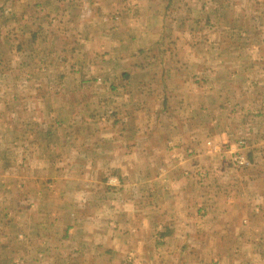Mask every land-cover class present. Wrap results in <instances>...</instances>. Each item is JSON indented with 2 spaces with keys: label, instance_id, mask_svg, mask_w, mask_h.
Listing matches in <instances>:
<instances>
[{
  "label": "crops",
  "instance_id": "1",
  "mask_svg": "<svg viewBox=\"0 0 264 264\" xmlns=\"http://www.w3.org/2000/svg\"><path fill=\"white\" fill-rule=\"evenodd\" d=\"M166 3L63 0L62 22L86 27L77 40L93 45L95 56L100 48L126 80L95 84L120 98L113 99L114 109L100 112V127L76 133L78 164L50 155L55 131L49 127L41 136L47 140L31 131L17 148L25 162L13 179L8 169L0 179V249L16 251L8 261L54 264L57 250L62 264H264V129L250 136L248 167H232L225 153L214 157L194 148L196 135L182 123L192 115L179 107L192 106L195 96L175 92L187 85L184 79L171 84L167 67L150 60L157 56L152 47L160 43ZM72 134L63 131L57 149L64 150ZM78 169L81 174L69 175ZM52 202L58 204L47 211L40 207ZM61 218L68 220L56 240Z\"/></svg>",
  "mask_w": 264,
  "mask_h": 264
},
{
  "label": "rangeland",
  "instance_id": "2",
  "mask_svg": "<svg viewBox=\"0 0 264 264\" xmlns=\"http://www.w3.org/2000/svg\"><path fill=\"white\" fill-rule=\"evenodd\" d=\"M166 1L160 43L152 47L157 56L150 60L156 67L159 64L167 67V80L171 84L184 79L187 85L175 92L187 98L195 96L192 106L182 102L179 107L182 113L192 115L182 122L184 131L196 135L198 143L194 148L198 146L206 155L217 153L208 151L206 140L220 145L240 138L245 140L247 154L253 143L251 134L264 129V0ZM35 3L41 2L0 0L1 180L4 169H8L13 179L18 166L25 162L17 148L31 139L29 132H40L42 142L47 140L41 137L47 127L55 131V137L49 138L54 147L50 155L54 159L65 155L71 159L69 163L78 164L82 153L76 133L100 127L97 119L104 115L100 112L104 107L114 109L118 102L113 99L120 98L116 91L103 94V87L95 84L126 80L118 72L120 65L100 56V48L95 56L93 45L77 40L78 29L84 33L86 27L62 22L63 0L40 6ZM94 29L88 27L91 33ZM79 45L82 54L77 51ZM178 63L183 67L176 71ZM83 115H91V121H86ZM117 129H121L119 125ZM63 131L73 133L64 150L57 149ZM73 173L81 171L69 175ZM56 204L40 203V207L47 211ZM56 208L61 209V203ZM66 220L61 218L56 226V240L61 237ZM155 239L159 240L157 235ZM12 245L15 248L19 243ZM28 251L33 256L37 249ZM56 251V258L51 261L62 264V258L57 259L62 251L58 254ZM13 253L15 249L1 248L0 263L14 264L8 261ZM260 256L264 259V247ZM15 264L35 263L26 260Z\"/></svg>",
  "mask_w": 264,
  "mask_h": 264
},
{
  "label": "built area",
  "instance_id": "3",
  "mask_svg": "<svg viewBox=\"0 0 264 264\" xmlns=\"http://www.w3.org/2000/svg\"><path fill=\"white\" fill-rule=\"evenodd\" d=\"M245 140L240 138L237 139L233 143L229 144H216L211 139L206 140V145L208 147L209 152H217V154H223L225 153L227 155V159L229 163L236 167V168H244L249 166V159L247 157L246 152L244 151L245 146ZM199 172V177H203V172ZM201 175V176H200Z\"/></svg>",
  "mask_w": 264,
  "mask_h": 264
},
{
  "label": "bare ground",
  "instance_id": "4",
  "mask_svg": "<svg viewBox=\"0 0 264 264\" xmlns=\"http://www.w3.org/2000/svg\"><path fill=\"white\" fill-rule=\"evenodd\" d=\"M148 133H149V132H148ZM148 133H147V134H148ZM150 135H151V134H150ZM150 142H151V141H150ZM142 144H145V143H142ZM153 145H154V144H153ZM173 145H174V144H173ZM145 154H146V153H145ZM145 156H146V155H145ZM198 176H199V175H198ZM253 176H254V175H253ZM142 184H143V183H142ZM164 188H165V187H164ZM167 189H168V188H167ZM72 250H73V249H72ZM74 250H75V249H74Z\"/></svg>",
  "mask_w": 264,
  "mask_h": 264
}]
</instances>
